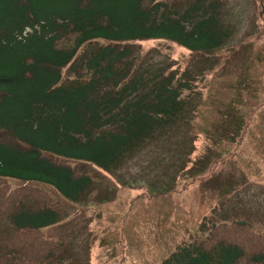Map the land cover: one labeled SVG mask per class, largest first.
I'll return each mask as SVG.
<instances>
[{
  "label": "trees",
  "instance_id": "16d2710c",
  "mask_svg": "<svg viewBox=\"0 0 264 264\" xmlns=\"http://www.w3.org/2000/svg\"><path fill=\"white\" fill-rule=\"evenodd\" d=\"M220 0H0V264H56L53 189L81 203L90 166L117 172L187 119V67L145 65L140 41L225 47ZM138 54V55H137ZM166 145L167 140L163 141ZM150 143V144H151ZM161 264H264V230L205 226Z\"/></svg>",
  "mask_w": 264,
  "mask_h": 264
},
{
  "label": "rangeland",
  "instance_id": "374dc122",
  "mask_svg": "<svg viewBox=\"0 0 264 264\" xmlns=\"http://www.w3.org/2000/svg\"><path fill=\"white\" fill-rule=\"evenodd\" d=\"M220 3L232 37L215 52L138 43L145 65L188 66L196 94L187 119L117 172L90 166L95 183L81 203L46 188L61 219L44 228L62 243L56 264H161L207 236L205 226L264 230V0Z\"/></svg>",
  "mask_w": 264,
  "mask_h": 264
}]
</instances>
